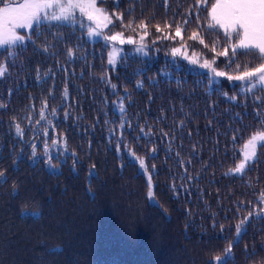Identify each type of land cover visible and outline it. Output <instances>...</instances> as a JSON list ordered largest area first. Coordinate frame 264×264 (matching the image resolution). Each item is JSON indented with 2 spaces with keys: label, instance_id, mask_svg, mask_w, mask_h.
<instances>
[{
  "label": "trees",
  "instance_id": "obj_1",
  "mask_svg": "<svg viewBox=\"0 0 264 264\" xmlns=\"http://www.w3.org/2000/svg\"><path fill=\"white\" fill-rule=\"evenodd\" d=\"M97 7L122 13L125 24L146 21L147 54L136 51L140 29L115 19L103 34L122 31L137 42L122 45L112 65L111 43L103 35L89 38L79 24H45L13 55L0 48L7 66L0 78V103L7 105L0 108L6 178L0 180V264H210L215 256L224 264H264V220L254 216L263 205L264 148L257 146L243 175L230 172L243 160L248 139L264 131V115L257 118L264 91L245 93L226 78L209 87V70L200 63L214 53L188 39L197 27L195 0H97ZM199 15L201 35L211 45L217 37L206 28V12ZM185 18L191 22L183 41L174 27L164 28L166 20ZM181 43L197 63L172 56ZM251 59L237 57L242 64ZM226 63L216 57L213 67L231 72ZM43 100L46 120L36 125ZM43 127L53 157L50 140L66 142L59 158L46 160ZM136 157L145 160L147 173ZM149 175L154 199L147 196Z\"/></svg>",
  "mask_w": 264,
  "mask_h": 264
},
{
  "label": "snow or ice",
  "instance_id": "obj_2",
  "mask_svg": "<svg viewBox=\"0 0 264 264\" xmlns=\"http://www.w3.org/2000/svg\"><path fill=\"white\" fill-rule=\"evenodd\" d=\"M164 3L167 5L168 0H164ZM195 10L197 27L192 30L188 39L198 41L214 53L213 58H206L200 63L201 68H206L214 74L209 77V87L213 86L215 78H226L229 82H238L236 86L240 87L245 93L254 94L257 89L264 91V0H195ZM201 11L206 12L207 30H210L217 37L211 45L205 43V38L200 32L201 21L199 13ZM77 12L79 16H77ZM81 18H86L89 24L86 26ZM114 19L119 20L122 27L132 29L134 32L137 28L140 29V32L137 33L140 45L136 48V51L147 54V46L144 41L149 35L147 30L149 27L148 23L141 20L139 24H136L134 19H130L125 24L122 13L114 12L109 14L104 8L97 7V0H0V48H4L9 55H13L17 49L25 46L26 40L31 41L32 35L36 34L45 24L50 27L56 25L74 26L79 24L80 28L87 31L89 38L103 35L104 41L111 44L124 45L127 43L135 45L137 42L136 39L133 36H125L122 31L107 35L103 34V29L108 28ZM190 22V18H185L182 22H176L174 24L166 20L164 28L171 29L174 27V36L181 37L183 41L182 33L186 31L184 26ZM155 27L158 33L163 31L159 24ZM20 29L27 30V34H20L18 31ZM47 50V47H45L44 51ZM74 51L73 48H68L67 55L73 57ZM116 54L117 50L114 48L109 54V65L114 63ZM171 54L173 57L182 55L184 59L189 60V63L192 64L198 62L196 59L189 58L187 47L184 43H181L179 47H172ZM195 55L196 53L193 52V56ZM239 55L251 56L252 59L242 64L237 60ZM220 56L225 57L227 61L226 68L231 69V72L217 70L216 67H213L216 63V57ZM6 72V64L0 62V78H3ZM37 73L39 75V69H37ZM115 87V85H112L113 89ZM138 87H142V85H138ZM223 95L233 102L237 100L236 96L229 97L226 92ZM65 96H67V89H65ZM256 99L261 100L259 96ZM41 105L39 119L35 121L36 125H41V122L46 120L47 100H43ZM6 107L7 105L0 103V108ZM118 110L120 113H123L125 110L123 98L118 102ZM56 113L57 109H52V116H56ZM262 115L264 113L257 112L258 119ZM65 119H67V113H65ZM28 122L30 124L33 123L30 114ZM12 124L14 125L16 136L23 139L24 128L15 117L12 119ZM47 124L53 126L52 120H47ZM124 126L125 123L119 125L121 129ZM140 132H144L143 127L140 128ZM149 132H151V129H149ZM48 134L49 128L43 127L42 135L45 137L43 141V152L46 155V160L59 158L61 152H66V142L62 140L58 141L56 138L50 140V144L55 150V157H53L49 150ZM164 135L167 136V133H164ZM233 139H235V136H233ZM120 143H122V139L117 142L118 152ZM258 145L264 148V131L256 132L248 139L244 145L246 149L244 159L236 164L233 169H230V172L243 175L248 162L255 160ZM30 147L32 149L31 154L35 158L37 144L31 143ZM152 151L155 152V149ZM71 155L75 156V153ZM136 159L139 162L140 169L147 173L148 170L145 165V160L141 157H136ZM93 167L95 166L93 165ZM154 168L155 166L153 165ZM0 180L6 182L4 172L2 171H0ZM148 185L150 190L147 196L149 199H154V193L151 190L152 182L150 175L148 176ZM260 202L264 203V197H262ZM261 211L264 212V209H261ZM24 215L34 216L37 214L25 213ZM251 215L252 212H249V216ZM241 223H244V221H241ZM236 231L237 237L239 238L241 232L239 225ZM226 251L230 255L231 245H229ZM210 264H224V261L220 256H215L214 260L210 261Z\"/></svg>",
  "mask_w": 264,
  "mask_h": 264
},
{
  "label": "rangeland",
  "instance_id": "obj_3",
  "mask_svg": "<svg viewBox=\"0 0 264 264\" xmlns=\"http://www.w3.org/2000/svg\"><path fill=\"white\" fill-rule=\"evenodd\" d=\"M77 16H79V13H78V12H77ZM81 19H82V18H81ZM84 22L87 23V24H89V21H87V19H85ZM93 27H95V25H93ZM20 30H23V29H20ZM95 38H99V39H101L100 36H97V37H95ZM128 45H129V44H128ZM121 46H122V45H119V44H111L112 51H113L114 48L118 51V50L120 49ZM136 46H139V45L136 44ZM213 75H214V74L211 73V72L209 71V76H213ZM245 150H246V149H245ZM243 159H244V155H243ZM140 170H142V169H140ZM262 204H263V205H262L261 209H264V203H262ZM261 209H260V211H258V212H254V216H256V217H261V218L264 220V212H262ZM221 259L224 260L223 257H221Z\"/></svg>",
  "mask_w": 264,
  "mask_h": 264
}]
</instances>
